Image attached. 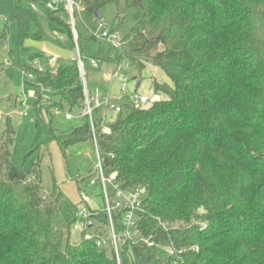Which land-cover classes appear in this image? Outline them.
<instances>
[{
	"label": "trees",
	"instance_id": "1",
	"mask_svg": "<svg viewBox=\"0 0 264 264\" xmlns=\"http://www.w3.org/2000/svg\"><path fill=\"white\" fill-rule=\"evenodd\" d=\"M74 1L94 14L117 0ZM129 4L140 15L119 48L78 21L75 31L81 60L126 63L138 72L152 65L167 79L153 80L159 101L143 108L121 103L109 123L94 120L105 174L116 173L122 189L144 190L138 237L120 240L116 255L108 231H88L96 218L91 210V225L81 227L75 240L79 205L54 179L51 191L44 190L39 156L27 171L12 160L14 132L7 122L0 135V264H264V0ZM44 7L73 42L65 9ZM116 11L117 29L123 15ZM13 19L22 41L30 24L37 27L32 38H41L30 8L15 3ZM155 32L157 38L149 39ZM5 39L4 30L0 41ZM7 61L37 79L46 75L56 98L51 105L81 116L84 88L76 64L41 72L16 51L8 52ZM82 118V125L66 133L51 130L49 138L64 166L70 147L92 157L90 170L73 178L80 195L86 193L80 182L95 174L92 131ZM98 237L105 241L101 246Z\"/></svg>",
	"mask_w": 264,
	"mask_h": 264
},
{
	"label": "rangeland",
	"instance_id": "2",
	"mask_svg": "<svg viewBox=\"0 0 264 264\" xmlns=\"http://www.w3.org/2000/svg\"><path fill=\"white\" fill-rule=\"evenodd\" d=\"M50 1L0 0V34L4 30L6 32V39L4 42L0 41V135L9 122L14 132V143L9 147L12 160L22 164L24 170L27 171L31 168L35 157L39 156L44 190L51 191L54 179L64 194L75 204L80 205L83 203L82 197L77 191L73 178L81 177L90 170L92 157L84 155L83 150H79V146L70 147L66 152V166H64L57 144L49 138L51 130L57 133H66L72 127L82 125L85 119L76 116L75 113L70 114L72 118L68 119L69 111L66 108L60 110L51 105L56 98L53 97V91L46 75L37 79L33 74H25L7 61L8 52L16 51L21 62L35 64L34 68L41 72L53 71L59 63L78 66L72 41L66 35L65 30L48 19L44 5ZM15 3L28 8H32V3L35 5V14L42 34L40 39L33 40L32 35L37 31V27L30 24L28 36L23 41L21 40L18 23L13 19ZM117 7L121 10L123 20L116 29ZM139 15V9L130 6L129 0H117L102 9L100 18H97L93 13L83 11L80 6L79 12H74V21L75 24L78 21L90 34H97L99 25L103 24L104 29H108L110 32L116 30L119 37L123 38L139 19ZM61 37H65V43L59 41ZM52 50L62 55L55 65L48 62L49 58L54 56L51 53ZM35 53H39V55L30 62L29 56ZM82 63L84 73L81 71L80 74L86 82L89 96L92 97L93 89L102 85L99 68L103 63L97 60L96 68L90 65L89 59H83ZM125 64L119 67L121 68L120 74L123 72L126 75L128 90H134L136 84L139 83L138 94L149 96L152 92L154 79L156 81L167 80L160 69L152 65H147L144 70L138 72L130 67L124 70ZM112 65H109L110 69L113 68ZM30 95H33L34 99H30ZM18 98H20V102L17 100ZM121 101L127 103V96H123ZM95 116L96 112H94ZM92 179H96L95 174ZM89 181V179H85L80 182V187L86 191L90 199L89 207L85 206V208L93 210L96 216L93 219V227L88 231L93 233L95 228H98L107 234V225L105 226L103 223L104 202L100 195L99 185H89ZM94 191L96 196L93 195ZM82 224L83 220L77 219L76 228L73 229L75 240L79 239L81 232L79 230ZM106 234L104 233V236Z\"/></svg>",
	"mask_w": 264,
	"mask_h": 264
},
{
	"label": "built area",
	"instance_id": "3",
	"mask_svg": "<svg viewBox=\"0 0 264 264\" xmlns=\"http://www.w3.org/2000/svg\"><path fill=\"white\" fill-rule=\"evenodd\" d=\"M63 4V8L67 12L68 24L73 33V40L76 49L78 67L81 71H83V63L79 55L77 43H76V31H75V21H74V12H79L80 3L75 2L74 0H61ZM56 0H51L46 4L49 9H55L57 6ZM98 39L105 41L107 44L112 47L119 48L122 45V38L119 37L117 31L110 32L108 29H104V25H99V31L94 35ZM56 62V57L53 56L49 58V63L54 64ZM89 63L92 67H97L96 59H89ZM128 65L125 64L123 66L124 70L127 69ZM117 69L120 70L119 67ZM118 71L114 73V76L118 79L120 83V91L122 95H127L128 100L132 106L137 108L146 107L149 103V97L138 94L137 92L130 93L128 91V81L127 77L124 73L118 74ZM84 85V84H83ZM84 88V103L85 107L81 113V117H86L90 128L92 131V142L95 152V163H94V171L96 175V179H91L89 181V185H99V189L101 192V196L104 202V213L107 217V231H108V239L111 242L112 246L115 249L116 255L118 251V243L123 239H134L138 237V232L136 230V222L141 211L140 208V192L138 191H130L127 189L121 188V183L116 181V173H110L109 175L105 174V164L104 159L101 158L96 139L94 134V111L97 108H103L104 112L117 113L120 110V105L113 104L109 102L106 98L101 97L98 92L94 97H89L88 93ZM30 98H34L33 95L29 96ZM67 118L71 119L72 115L67 114ZM82 204L78 206L76 211L77 219H82L83 224L82 228L85 227L89 219L92 215L91 210H87L85 208V203H89V198L86 193L81 194ZM118 216V218H115ZM118 223L122 228V231H117ZM85 239H90L91 234H85ZM105 241L102 237L96 238V245L101 246ZM152 245V243H148ZM197 250V249H195Z\"/></svg>",
	"mask_w": 264,
	"mask_h": 264
},
{
	"label": "crops",
	"instance_id": "4",
	"mask_svg": "<svg viewBox=\"0 0 264 264\" xmlns=\"http://www.w3.org/2000/svg\"><path fill=\"white\" fill-rule=\"evenodd\" d=\"M57 1V4H56V8H59V7H63V4L61 3V0H56ZM46 5V4H45ZM34 13L35 12V5L32 3V8H30ZM36 15V14H35ZM37 17V15H36ZM3 20H6V18H3ZM42 36V35H41ZM77 37V36H76ZM33 40H36V39H33ZM59 41L65 43V37H61L59 38ZM74 42V41H73ZM72 42V44H73ZM46 49V48H44ZM73 49L76 53V49H75V45L73 44ZM51 53L54 54V56L56 57V62L57 60L60 59V56H62L61 54L57 53L56 51L52 50ZM39 55V53H37V56ZM74 60V59H73ZM49 62V61H48ZM56 62L53 64L55 65ZM101 62V61H100ZM103 64L100 65V74H101V80H102V85L98 88H94L93 89V96L94 97L96 95V92H98V94L103 97V98H106L109 102L113 103V104H117V105H120L123 101L122 100V97L123 96H127V95H122L121 94V91H120V83L118 81V79L114 76V73L118 71H121L119 69H117V67L113 64V68L110 69L109 68V65H111V63H106V62H102ZM50 64V63H49ZM32 65V64H31ZM33 67H36L35 64L32 65ZM57 67V66H56ZM93 68H96V67H93ZM121 69V68H120ZM83 73H84V70H83ZM123 73V72H122ZM118 74H120V72H118ZM82 77V76H81ZM97 77V76H95ZM82 82H83V86H85V90L86 92L88 93L89 95V91L87 90V87H86V82L85 80L83 79L82 77ZM138 84V87L135 86L134 90L133 89H129L128 91L130 93L132 92H137L138 91V88H139V83ZM140 95H143V96H147L149 97V100H151V98L154 96V93L153 91L148 95H145V94H140ZM91 97V96H89ZM30 98V97H29ZM128 98V96H127ZM30 99H34V98H30ZM17 100H19L20 102V98H18ZM129 102V100H128ZM102 108V107H101ZM96 112V116H95V119L97 120H100L102 124H106V123H109L112 119H113V116H114V113H111V112H104V109H100V108H97L95 109ZM78 117H81L79 115H76ZM74 117V115H73ZM88 151L85 150L84 151V154H87ZM95 154V152L93 153ZM90 200V199H89ZM90 203V201H89ZM89 203H87V207H89ZM91 210V209H90Z\"/></svg>",
	"mask_w": 264,
	"mask_h": 264
},
{
	"label": "water",
	"instance_id": "5",
	"mask_svg": "<svg viewBox=\"0 0 264 264\" xmlns=\"http://www.w3.org/2000/svg\"><path fill=\"white\" fill-rule=\"evenodd\" d=\"M94 15H95L97 18H100V16H101V12H100V11H97V12L94 13ZM158 35H159V32H155V33L151 34L148 38H149V39H154V38H157ZM136 87H138V84H136ZM159 100H160L159 96H158V95H154V96L151 98L150 103H154V102H157V101H159ZM104 164L106 165L107 162H104ZM140 193H141V194L144 193V190H141ZM90 225H91V222L88 223V226H90Z\"/></svg>",
	"mask_w": 264,
	"mask_h": 264
}]
</instances>
